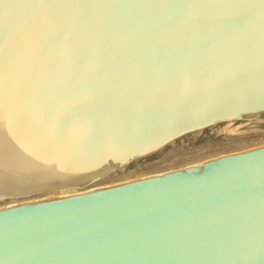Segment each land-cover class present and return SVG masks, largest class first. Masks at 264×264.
<instances>
[{"label": "water", "instance_id": "95a60500", "mask_svg": "<svg viewBox=\"0 0 264 264\" xmlns=\"http://www.w3.org/2000/svg\"><path fill=\"white\" fill-rule=\"evenodd\" d=\"M208 2L0 0V82L17 114L0 120V199L81 187L185 134L263 113L264 5ZM214 17L236 26L214 33ZM262 261L264 146L0 209V264Z\"/></svg>", "mask_w": 264, "mask_h": 264}, {"label": "rangeland", "instance_id": "374dc122", "mask_svg": "<svg viewBox=\"0 0 264 264\" xmlns=\"http://www.w3.org/2000/svg\"><path fill=\"white\" fill-rule=\"evenodd\" d=\"M264 146V112L251 118H236L185 134L157 151L111 170L104 176L78 186L49 189L0 199V209L32 201L66 197L137 179L183 171L223 156Z\"/></svg>", "mask_w": 264, "mask_h": 264}, {"label": "snow or ice", "instance_id": "6c2138e0", "mask_svg": "<svg viewBox=\"0 0 264 264\" xmlns=\"http://www.w3.org/2000/svg\"><path fill=\"white\" fill-rule=\"evenodd\" d=\"M261 4L264 5V0H260ZM76 7H83L85 5H74ZM174 7H191L190 4H178L173 5ZM202 7H211V8H220V9H230V8H237L242 7L243 5L238 2V0H209L208 3L200 5ZM5 8L11 7L10 5L5 4ZM213 23L211 27V31L214 33H220L224 31H229L234 28L235 22L232 23H225L223 17H214L212 18ZM71 24L65 26V28H70ZM63 31L57 33H50L47 35V46L42 47L40 49L39 55L43 56L47 52L48 46H54L57 41H59L63 36ZM16 112L13 107V100L8 91L7 86L0 82V120L4 119H13L16 116ZM264 264V261L261 262Z\"/></svg>", "mask_w": 264, "mask_h": 264}, {"label": "bare ground", "instance_id": "6f19581e", "mask_svg": "<svg viewBox=\"0 0 264 264\" xmlns=\"http://www.w3.org/2000/svg\"><path fill=\"white\" fill-rule=\"evenodd\" d=\"M235 119H236V118H235ZM232 120H233V119H232ZM100 177H102V176H100ZM100 177H98V178H100ZM98 178H96V179H98ZM96 179H94V180H96ZM94 180H92V181H94ZM90 182H91V181H90ZM64 188H66V187H64ZM60 189H63V188H60ZM60 189H59V190H60Z\"/></svg>", "mask_w": 264, "mask_h": 264}]
</instances>
